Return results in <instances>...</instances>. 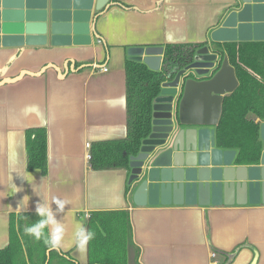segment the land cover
<instances>
[{"label":"crops","instance_id":"1","mask_svg":"<svg viewBox=\"0 0 264 264\" xmlns=\"http://www.w3.org/2000/svg\"><path fill=\"white\" fill-rule=\"evenodd\" d=\"M239 2L110 0L104 11L96 12L93 0L87 45L52 46L47 37L45 46H0V249L9 243L11 216L38 217L35 207L41 199L57 197L68 202L57 214L66 228L57 250L76 264H89L90 259L116 264H264L261 197L200 205L182 196L139 207L132 192H126L130 170H93L88 159L93 143L127 135L128 49L210 44L212 51H224V44L211 43L210 36ZM248 34L246 41L234 43L264 42V28H250ZM249 117L259 123L261 154L252 166L260 167L264 121ZM31 129L46 130L45 174L27 170L25 134ZM234 161L232 166L238 167ZM119 212H128L129 222V233L122 238L120 230L114 239L119 245L93 244L90 252L88 243L84 251L77 249L73 234L78 224L86 228L96 214L99 221L122 224L125 216Z\"/></svg>","mask_w":264,"mask_h":264},{"label":"water","instance_id":"2","mask_svg":"<svg viewBox=\"0 0 264 264\" xmlns=\"http://www.w3.org/2000/svg\"><path fill=\"white\" fill-rule=\"evenodd\" d=\"M93 0H0V46H52L90 43ZM110 0H96L95 11ZM264 28V0H240L228 13L211 43L244 42L249 29ZM210 44L194 52L192 63L162 83L152 104L151 131L138 154L129 157L127 187L133 203L144 206L170 197L200 205L245 195L264 200V154L261 166L233 167L235 151L216 147L215 132L226 95L238 87L226 54ZM164 48H129L130 60L152 71L161 69ZM264 144V125L262 126Z\"/></svg>","mask_w":264,"mask_h":264},{"label":"trees","instance_id":"3","mask_svg":"<svg viewBox=\"0 0 264 264\" xmlns=\"http://www.w3.org/2000/svg\"><path fill=\"white\" fill-rule=\"evenodd\" d=\"M204 45H166L161 69L157 72L141 62L126 60L124 70L127 135L119 141L97 142L91 145L89 163L93 170H130L129 157L138 154L142 141L150 134L152 104L161 90L162 83L173 80L180 70L191 64L194 52ZM219 54L221 58L226 54L230 65L234 67L238 87L223 98L222 114L215 127V143L219 149L236 152V165H256L261 154L259 123L249 116L264 121V42L227 43L224 44V51ZM25 135L27 170H40L45 174L46 130L31 129L26 131ZM126 192L129 194L128 188ZM119 213L125 216L122 224L118 220L99 221L95 218L98 214L89 220L86 228L95 232V238L89 242L90 252L93 244L95 247L102 243L108 247L111 242L119 245V239H114L119 238L120 230L122 238L125 232L129 233L128 212ZM115 214L117 213H105L108 216ZM38 219L32 214L11 216L9 243L0 249V264H76L69 254L50 249L43 239L36 240L25 234V227ZM45 233L47 234V229ZM99 237L103 239L102 242L98 240ZM89 264L116 263L95 262L90 259Z\"/></svg>","mask_w":264,"mask_h":264},{"label":"clouds","instance_id":"4","mask_svg":"<svg viewBox=\"0 0 264 264\" xmlns=\"http://www.w3.org/2000/svg\"><path fill=\"white\" fill-rule=\"evenodd\" d=\"M19 189H16V192ZM24 198H28L25 196ZM38 203L35 207V214L39 219L30 226L25 227V234L32 236L36 240L43 239L50 249H59L63 245L66 232L65 224L57 219V214L64 212L68 202L57 197L51 201ZM55 205L53 210L52 205ZM47 229V234L45 233ZM95 238V232L78 224L73 234V241L79 251H84L88 243Z\"/></svg>","mask_w":264,"mask_h":264},{"label":"built area","instance_id":"5","mask_svg":"<svg viewBox=\"0 0 264 264\" xmlns=\"http://www.w3.org/2000/svg\"><path fill=\"white\" fill-rule=\"evenodd\" d=\"M101 71H106V69H105V68H102ZM86 147L89 149V145H88V144H87ZM88 159H90V155H88ZM214 264H215V263H214Z\"/></svg>","mask_w":264,"mask_h":264},{"label":"rangeland","instance_id":"6","mask_svg":"<svg viewBox=\"0 0 264 264\" xmlns=\"http://www.w3.org/2000/svg\"><path fill=\"white\" fill-rule=\"evenodd\" d=\"M53 264H56V263H53Z\"/></svg>","mask_w":264,"mask_h":264}]
</instances>
